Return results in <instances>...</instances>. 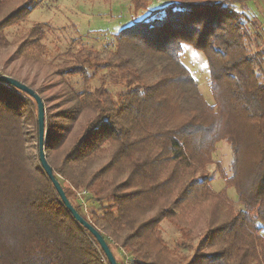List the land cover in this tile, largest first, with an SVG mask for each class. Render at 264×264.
<instances>
[{
	"label": "trees",
	"instance_id": "1",
	"mask_svg": "<svg viewBox=\"0 0 264 264\" xmlns=\"http://www.w3.org/2000/svg\"><path fill=\"white\" fill-rule=\"evenodd\" d=\"M38 1L7 10L0 0V51L9 46L4 30ZM242 3L151 4L114 34L110 54L71 53L58 73L78 88L58 83V109L42 99L46 160L117 264H264V45ZM44 31L31 26L17 52L40 47ZM183 44L206 56L212 102L181 61ZM220 140L230 176L222 171L227 186L215 191L204 167ZM34 143L38 152L35 100L0 81V264H110L29 151Z\"/></svg>",
	"mask_w": 264,
	"mask_h": 264
},
{
	"label": "rangeland",
	"instance_id": "2",
	"mask_svg": "<svg viewBox=\"0 0 264 264\" xmlns=\"http://www.w3.org/2000/svg\"><path fill=\"white\" fill-rule=\"evenodd\" d=\"M24 1L8 0L7 10ZM170 1L39 0L31 6V12L23 21L17 22L4 30L5 35L8 37L9 46L0 51V69L2 68V71L5 72L4 75L13 77L28 87L37 90L41 100L45 101L46 108L55 103L52 106L54 108L50 106L49 109H58L57 107L61 104L58 97L63 87L58 83L65 79L78 88L76 77L67 79V77H64L65 74L58 73L59 69L68 62L73 61L71 53L87 49L93 53L110 54L116 47L114 34L129 26L135 18H141V16L147 14L150 11L148 8L151 4L152 6H162L165 2ZM242 4L248 14L255 16V19L252 20L253 25L261 33V38L257 41L259 49L264 45V0H245V3ZM37 23L42 24L45 29L43 38L40 40V47L26 48L25 52H17L19 42L25 33ZM253 32L250 33L251 38ZM182 47L181 61L196 79L198 89L204 98L208 102H212L213 97L209 88V66L206 56L202 51L194 49L192 45L183 44ZM103 54L100 55L101 58L104 57ZM262 64L264 71V62ZM60 73L62 72L60 71ZM0 75H2L1 71ZM95 82L97 81L93 83L95 84ZM110 88L113 91L120 89L118 85H111ZM32 112L36 114L34 107ZM28 129L30 133H34L35 124L33 125V121ZM29 151L32 155L35 154L37 158L39 145L38 152L37 144ZM230 162L231 152L228 143L223 140L218 141L211 163L206 164L204 167V171L212 179V188L215 191L224 189L227 186L225 179L220 174L224 171L225 177L230 176ZM38 164H40V161ZM249 175L245 177H249ZM227 194L232 200H236L234 188L229 187ZM85 205L93 206L90 202L89 204L86 202ZM237 205L235 203L233 207L236 208ZM207 211L208 208L206 212L196 214L199 219L197 225H201ZM161 226L165 238L171 243H175L177 241L175 228L166 221H163ZM173 245L175 246V244Z\"/></svg>",
	"mask_w": 264,
	"mask_h": 264
},
{
	"label": "water",
	"instance_id": "3",
	"mask_svg": "<svg viewBox=\"0 0 264 264\" xmlns=\"http://www.w3.org/2000/svg\"><path fill=\"white\" fill-rule=\"evenodd\" d=\"M0 81L5 82L7 84H10L14 86L15 88L27 93L30 95L37 104V124H38V145H39V161L42 169L44 170L45 174L49 178V180L52 182L53 187L55 188L57 194L59 195L61 201L65 205V207L69 210V212L72 214V216L86 229H88L93 237L97 240L98 244L100 245L102 251L104 252L107 260L110 264H117L115 261V258L112 255V252L110 251L106 241L102 237V235L94 229L88 221H86L72 206L70 201L68 200L67 196L65 195L60 183L55 178L51 166L48 164L45 158V153L43 150V140H44V105L40 98V96L30 87H28L26 84L20 82L19 80L7 76V75H0Z\"/></svg>",
	"mask_w": 264,
	"mask_h": 264
}]
</instances>
